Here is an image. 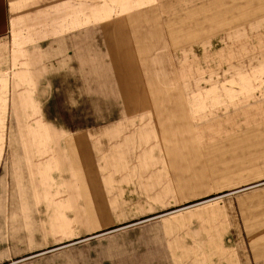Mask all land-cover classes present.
I'll list each match as a JSON object with an SVG mask.
<instances>
[{"label":"rangeland","instance_id":"374dc122","mask_svg":"<svg viewBox=\"0 0 264 264\" xmlns=\"http://www.w3.org/2000/svg\"><path fill=\"white\" fill-rule=\"evenodd\" d=\"M87 2L89 56L63 48L53 81L62 160L42 177L0 170V200L60 201L13 210L75 246L264 264V0Z\"/></svg>","mask_w":264,"mask_h":264},{"label":"crops","instance_id":"0c3cea01","mask_svg":"<svg viewBox=\"0 0 264 264\" xmlns=\"http://www.w3.org/2000/svg\"><path fill=\"white\" fill-rule=\"evenodd\" d=\"M73 1L0 0V170L10 169V176L23 175L18 170L25 169L27 175L42 177L62 160L57 150L65 126L53 81L62 67L63 48L67 53L80 46L88 57L93 46L92 8L88 10L86 0L85 11L77 13ZM63 7L69 8L65 23ZM72 15L80 18L75 21ZM49 64L58 66L52 69ZM78 143L75 137L71 143L75 152ZM61 204L0 200V264H159L157 253L138 247L75 246L77 235L62 237L60 222L49 228L47 236L43 215L13 210ZM62 239L70 241L60 243Z\"/></svg>","mask_w":264,"mask_h":264}]
</instances>
